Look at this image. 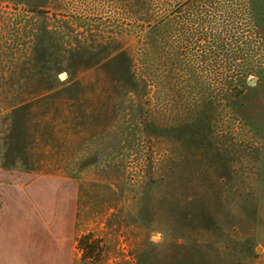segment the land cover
<instances>
[{
	"label": "rangeland",
	"instance_id": "rangeland-1",
	"mask_svg": "<svg viewBox=\"0 0 264 264\" xmlns=\"http://www.w3.org/2000/svg\"><path fill=\"white\" fill-rule=\"evenodd\" d=\"M158 1L0 0V195L72 264H255L264 45L233 100L148 88L126 54Z\"/></svg>",
	"mask_w": 264,
	"mask_h": 264
},
{
	"label": "trees",
	"instance_id": "trees-1",
	"mask_svg": "<svg viewBox=\"0 0 264 264\" xmlns=\"http://www.w3.org/2000/svg\"><path fill=\"white\" fill-rule=\"evenodd\" d=\"M145 14L130 28L136 39L126 55L132 79L148 88L191 93L207 85L211 101L233 100L258 72L264 0H161Z\"/></svg>",
	"mask_w": 264,
	"mask_h": 264
},
{
	"label": "crops",
	"instance_id": "crops-1",
	"mask_svg": "<svg viewBox=\"0 0 264 264\" xmlns=\"http://www.w3.org/2000/svg\"><path fill=\"white\" fill-rule=\"evenodd\" d=\"M49 219V213L31 212L27 198L0 195V264H72L70 233L56 232ZM255 232L262 242L255 264H264L263 201Z\"/></svg>",
	"mask_w": 264,
	"mask_h": 264
},
{
	"label": "water",
	"instance_id": "water-1",
	"mask_svg": "<svg viewBox=\"0 0 264 264\" xmlns=\"http://www.w3.org/2000/svg\"><path fill=\"white\" fill-rule=\"evenodd\" d=\"M63 78H65V76L63 75ZM253 80H250V82H252Z\"/></svg>",
	"mask_w": 264,
	"mask_h": 264
}]
</instances>
